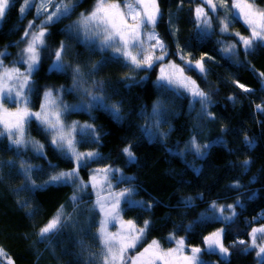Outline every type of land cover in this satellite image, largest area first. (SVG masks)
I'll list each match as a JSON object with an SVG mask.
<instances>
[{"label": "trees", "instance_id": "1", "mask_svg": "<svg viewBox=\"0 0 264 264\" xmlns=\"http://www.w3.org/2000/svg\"><path fill=\"white\" fill-rule=\"evenodd\" d=\"M242 1L155 0L169 63L150 69L90 43L95 32L85 31L83 40L74 25L86 28L89 21L81 17L100 3L126 7L127 0H64L72 13L48 22L36 21L35 5L22 14L24 0L2 8L0 53L8 65L21 58L26 21L48 32L52 49L33 75L32 108H41L47 88L62 87L66 98L76 99V75L100 82L105 100L117 105L118 115L97 106L69 117L90 126L79 133L80 149L98 153L81 167L82 177L88 180L93 168L118 167L128 178L117 187H135L141 203H125L123 213L137 227L146 226L139 248L156 239L170 250L174 238H182L189 254L198 250L206 262L201 264H264V236H254L264 227V21L263 29L253 30L235 8ZM248 1L264 13V0ZM62 44L67 67L58 71L51 68V51ZM162 65L182 71L191 84L180 88L188 94L157 81ZM150 125L158 132L154 139L145 131ZM28 132L46 144V159L12 145L0 130V248L12 264H104L100 212L91 192L79 191L75 174L66 179L73 184L49 183L76 164L37 121ZM53 220L60 225L44 234ZM221 228L222 250L205 248Z\"/></svg>", "mask_w": 264, "mask_h": 264}, {"label": "rangeland", "instance_id": "2", "mask_svg": "<svg viewBox=\"0 0 264 264\" xmlns=\"http://www.w3.org/2000/svg\"><path fill=\"white\" fill-rule=\"evenodd\" d=\"M63 1L34 0L35 3L31 4L32 0H24L21 7L22 14L27 13L35 5L38 8V17H40V20L35 19L36 21H52L72 13L71 8ZM124 2L125 0H123ZM100 4L86 18L81 17L82 20L87 22L88 19L89 21L86 28L74 23L83 40L87 39L85 31H89L90 34L95 32L94 38L88 40L90 43L110 47L113 55H115L114 52L122 54L116 56L123 57L137 68L150 69L154 65L163 64V62L169 63L167 62V51L162 48L164 45L157 32L158 14L155 11V0H127L126 7L113 6L105 2L101 4L102 7L100 8ZM222 5L226 6L224 3ZM234 5L238 14L253 30L263 29L264 13L262 11L257 10L248 0ZM10 6L11 0H0V27L4 21L3 9L6 12ZM211 8L213 9V7ZM84 21L81 23L84 24ZM34 22V20L26 21V33L21 47L20 60L18 59L12 65H8L4 58L5 53H0V130L8 136L12 145L24 147L21 150H31L37 156L46 159V144L31 137L28 132L29 123L35 120L49 133L53 144L63 150L66 156L73 159L76 164L75 168L59 172L49 180V183L68 182L73 184L74 182L66 179L71 178L69 174H75L76 180L79 181L77 184L79 191L91 192L94 198V206L100 212L99 234L104 264L206 263L198 250L194 249L192 254H189L184 247L182 238H174L170 250H162L156 239L146 241L140 248L138 247L144 241L146 226L137 227L134 221L130 222L125 219L123 212L125 203L132 205L140 204L141 201L133 196L135 187H117L118 183L128 178L122 170H119L120 168L111 166L93 168L88 180L82 177L81 167L85 166L90 159L96 158L98 153L94 151L84 152L80 149L79 133L90 126L88 123H82L79 119L69 117V115L91 109L93 111V108L97 106L104 107L116 115L119 113L117 105L105 100L100 82L84 81L76 75L74 77L76 82L72 86V89L78 93L76 99L66 98L65 89L62 87L47 88L41 108L31 107L33 75L47 49H52V46L48 47V41H46L48 32L33 27ZM253 39L258 40L260 36L256 35ZM253 42L256 41L253 40ZM191 64L198 66L193 62ZM50 65L52 69L58 71L67 67L63 44L51 51ZM158 68L157 81L159 83L167 84L181 94H188L180 86L187 87L191 82L187 77H184L180 69L174 65H162ZM147 76L144 75L141 79H146ZM189 92L193 95L191 91ZM71 94L75 95L74 93ZM145 131L150 139L158 136L154 126H147ZM126 151L129 159L132 160L133 154L130 149L128 148ZM224 209L228 208L225 207ZM223 213L228 215L229 212L226 210ZM60 215L62 217V214L59 213L58 217L54 219H59ZM215 217L224 222L232 219V217L228 219L216 215ZM59 225L58 221L53 220L50 225L44 228L43 233L49 235L55 232ZM223 234L224 228L212 233L207 241L208 246L205 248L221 251ZM254 236L255 239L262 238L264 227L259 228ZM131 249L133 251L135 249V251L130 252ZM0 264H12L11 259L2 248H0Z\"/></svg>", "mask_w": 264, "mask_h": 264}, {"label": "bare ground", "instance_id": "3", "mask_svg": "<svg viewBox=\"0 0 264 264\" xmlns=\"http://www.w3.org/2000/svg\"><path fill=\"white\" fill-rule=\"evenodd\" d=\"M115 36V35H114Z\"/></svg>", "mask_w": 264, "mask_h": 264}]
</instances>
